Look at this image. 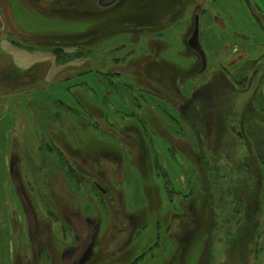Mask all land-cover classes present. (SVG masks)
<instances>
[{
  "label": "rangeland",
  "instance_id": "1",
  "mask_svg": "<svg viewBox=\"0 0 264 264\" xmlns=\"http://www.w3.org/2000/svg\"><path fill=\"white\" fill-rule=\"evenodd\" d=\"M97 1L76 0L81 17L61 19L33 2L0 0V264H264V59L228 74L203 41L209 16L235 32L239 10L186 0L158 30L115 34L113 21L89 15L101 10ZM195 16L202 73L187 46ZM57 33L74 45L91 33L90 51L55 65L48 38ZM163 65L180 92L157 83ZM220 70L228 85L212 84ZM193 94L215 111L209 131L197 120L201 104L177 109ZM48 180L61 203L66 197L61 220L41 196ZM229 201L248 205L244 223L224 210ZM226 212L232 222L219 233ZM46 223L49 236L37 231Z\"/></svg>",
  "mask_w": 264,
  "mask_h": 264
},
{
  "label": "trees",
  "instance_id": "2",
  "mask_svg": "<svg viewBox=\"0 0 264 264\" xmlns=\"http://www.w3.org/2000/svg\"><path fill=\"white\" fill-rule=\"evenodd\" d=\"M26 1H28L30 4L33 2L35 4L34 7L39 12L47 10V7H49L50 12H52V11L57 12L55 14V16H57L58 18H61V19L64 18L65 16L68 19L69 14H70L69 16H72V17H76V18L81 17L80 15L82 13V10L80 8H78L76 0H73L74 4L70 5V7H68V8L67 7L65 8L62 5H57V6L53 7L50 5L51 2H48L45 0H26ZM122 1L123 0H120L117 4L114 5V7H111V8L105 9V10L101 9L100 11H97V10H94L93 12L91 11L92 13H89V15L95 14V16H98V17L101 16V18L105 21H113L114 26L110 30L112 32H114L115 34L123 33V32H125V33L128 32L131 35L132 34H142L140 32L142 30H144L145 27H149L148 30H154V29L158 30L159 28H162V24H160V23H163V20L167 21L166 24L169 23L168 21L174 22L176 20V18L179 17L178 16L179 12H181L186 5V0H182L181 2L176 1V8H175L174 0H129L126 4L121 6ZM244 1L247 3L250 10L252 11V13H254L255 16L259 15L258 9L253 7V5L251 4V2L249 0H244ZM64 14H66V15L63 17ZM98 17H96V18H98ZM256 17L259 18V16H256ZM52 35L53 36H50L48 38L52 42L51 43V45H52L51 54H52V57L54 59V64L59 65V67H63V66H66L68 63L69 64L72 63L73 61L76 60V58L80 59L82 56V53H81L82 51H80V50L83 49L85 51L86 50L90 51L88 49L91 48V45H90V41L92 42L91 33H88L86 35L87 39L85 38V40H83V41H81L75 45L73 43V42H75L72 39L73 37H70V36L63 37V36H60L59 33H57V35L56 34H52ZM73 36L74 37L75 36L81 37L82 34L81 35H73ZM39 38L47 39L44 37H39ZM13 43H15V42H13ZM83 43L88 45V47L84 49L82 47ZM61 58H63V59L60 60ZM162 68L160 69L162 72L160 71V72H157L159 74H157V73L156 74H157V76H159V81H157V83L161 84L166 89V91H164V93L171 94L173 92H180V90H181L180 87H177V88L173 87V84L174 85L176 84V78H177L176 75H174V74L173 75L172 74L166 75L164 70H168V69L164 65ZM220 72H221L220 74L222 77L217 76L216 79H214V81H212V84L214 82H219V79L222 78V82H224V84L228 85L227 80H229V79H228L227 75L222 70H220ZM153 74H155V73H153V71L149 72L150 77ZM163 77H166L169 82L171 81V83H167V82L161 80V79H163ZM156 93L158 94V92H156ZM160 94H161V92H160ZM75 97H78V94H76ZM180 97H181V100L179 101L180 105H177V106H179V107H177V109L179 110V112L184 113L183 110H184V108H187V107L185 106V104H182L181 101L184 103H187V102L193 103L194 101H196V99H194L195 94H193L191 96V99H189V100L184 99V96L183 97L180 96ZM176 99L179 100L180 98L178 97ZM79 101H80L81 106L84 107V109L87 110V112H88L89 107L88 108L85 107L82 104L81 99H79ZM196 102H197V104L198 103L201 104L200 110H201L202 114L199 113L198 119H197L200 122L199 123L201 125L200 127L201 128L203 127L205 131H206V129H208V131H209L212 128L211 126L213 125L212 118L214 117L215 111H213V110H212L213 112L210 110L208 111V108H207L208 105L204 100H199V101L197 100ZM204 107H206V109H204ZM214 107L215 106L212 105V109ZM217 109H218V107H216V110ZM205 110H206V112H205ZM204 112H205V114H204ZM56 115H58V114H56ZM212 115H213V117H212ZM214 130H216V129H213L212 132H215ZM140 137H141V135H140ZM79 141H81V140H79ZM63 142L64 141H62V143ZM64 143H66V142H64ZM79 145H81V144H79ZM55 146H56V144H55ZM56 147L58 149V150L56 149L58 155L61 156V158H62L63 153L61 152V147H58V146H56ZM81 150L85 151L84 149H81ZM200 162L203 165L204 164L208 165V163H210L209 159H208V155H206L203 152L200 153ZM69 168H70V166H69ZM71 170H72V168H71ZM207 171L205 173V171L203 169V177H204L205 183L206 182L208 183L210 180L209 177L211 174V170L207 169ZM209 172H210V174H209ZM44 185L45 186H43V189L40 190L42 192L41 196L43 197V199L47 200V203L49 204L50 207L56 208L55 211L59 212V215L61 217L60 220H61L62 217H64V213L61 210L60 204H65L64 201H66L65 200L66 197L64 199H62V203H61L58 200V197L56 196V194L54 192L55 190L50 187L51 184H50L49 180L45 181ZM38 187H40V186H38ZM206 191L209 192V188L207 190V185H206ZM205 197L207 198L209 196L205 195L204 190H203V198H205ZM61 198H62V196H61ZM42 225H40V227H39L41 230H37V231H43L44 233H47V236H49V234H50L49 225L47 223L44 224L46 226L45 227L43 225L44 228H42ZM36 240H38V237L36 238ZM31 247L34 248V243H33V245H31ZM17 260L19 262V258Z\"/></svg>",
  "mask_w": 264,
  "mask_h": 264
},
{
  "label": "crops",
  "instance_id": "3",
  "mask_svg": "<svg viewBox=\"0 0 264 264\" xmlns=\"http://www.w3.org/2000/svg\"><path fill=\"white\" fill-rule=\"evenodd\" d=\"M258 9L257 18L244 0H217V12L226 11L229 5L240 12L235 32L228 29L225 20L209 16L203 41L218 66L228 74L247 70L249 65L264 59V0H249ZM216 14V13H215ZM261 67V66H260ZM264 79L262 80V82ZM264 103V82L260 86Z\"/></svg>",
  "mask_w": 264,
  "mask_h": 264
},
{
  "label": "water",
  "instance_id": "4",
  "mask_svg": "<svg viewBox=\"0 0 264 264\" xmlns=\"http://www.w3.org/2000/svg\"><path fill=\"white\" fill-rule=\"evenodd\" d=\"M117 2H118V0H98L97 6L100 9H107V8L113 6L114 4H116ZM187 46L191 51L195 52L196 55L198 56L199 61H200V72L199 73H202L206 69L207 60H206L205 53L202 50V47H201L200 41H199V18H198V16H195V18H194L193 29H192V33H191V35L187 41ZM232 131H235L234 128H232ZM237 135H238V137H240V134H237ZM227 192H228V196H229V189L227 190ZM103 193H104V191H103ZM228 222H229V219L227 217L222 220V224H226ZM220 228H222V225L219 226L218 229H220Z\"/></svg>",
  "mask_w": 264,
  "mask_h": 264
},
{
  "label": "flooded vegetation",
  "instance_id": "5",
  "mask_svg": "<svg viewBox=\"0 0 264 264\" xmlns=\"http://www.w3.org/2000/svg\"><path fill=\"white\" fill-rule=\"evenodd\" d=\"M243 118H244V115H243ZM232 128H234V130H235V127H230V129H231V131H232ZM234 133H235V135L238 137V135L237 134H240V137H238L239 139H243V135H242V133L241 132H239V131H233ZM228 190V189H227ZM213 197H214V199H216L217 198V195H216V193L214 192L213 193ZM227 197L229 198L230 197V191H229V196H228V192H227ZM230 199V198H229ZM247 204H243V203H235V201H229V202H227L225 205H224V210L226 209L227 210V212L230 210V213H231V215L232 216H234V215H237L238 216V220H237V222H236V225H239L241 222L242 223H244V221L246 220V217H247V214H246V209L245 208H247ZM216 208L218 209V208H220V205L219 204H216ZM226 212V214H225V216L224 217H222L221 219H220V224H218L217 226H216V230L219 232V233H222L223 231H224V228H225V226L227 225V224H229V223H231L232 222V219H231V215H229L228 213ZM228 218L229 219V222L228 223H226V224H222V220L223 219H225V218ZM222 225V228H220V229H217L219 226H221ZM242 225V224H241ZM244 227V226H243Z\"/></svg>",
  "mask_w": 264,
  "mask_h": 264
}]
</instances>
